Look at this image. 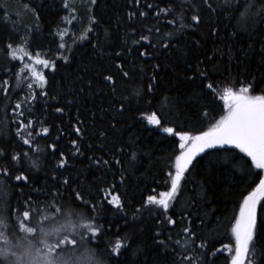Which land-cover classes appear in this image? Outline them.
<instances>
[{"label": "trees", "instance_id": "1", "mask_svg": "<svg viewBox=\"0 0 264 264\" xmlns=\"http://www.w3.org/2000/svg\"><path fill=\"white\" fill-rule=\"evenodd\" d=\"M7 3L0 0V185L7 193L0 211L11 218L9 235L20 237L17 212L53 203L101 227L82 241L100 264H231L232 227L263 177L246 153L234 145L198 152L167 211L147 197L170 190L178 133L199 135L226 115L225 89L264 95V15L256 14L264 0H19L33 19L19 17L16 26L3 15ZM249 4L252 15L241 21ZM69 20L78 30L55 55L57 31ZM20 27L27 49L49 60L41 84L27 66L31 54L13 58ZM153 113L159 124L149 122ZM112 196L121 209L108 203ZM257 224L244 264H264V198ZM1 241H8L4 228Z\"/></svg>", "mask_w": 264, "mask_h": 264}, {"label": "snow or ice", "instance_id": "2", "mask_svg": "<svg viewBox=\"0 0 264 264\" xmlns=\"http://www.w3.org/2000/svg\"><path fill=\"white\" fill-rule=\"evenodd\" d=\"M92 2L95 3V0H92ZM205 2L207 3V0ZM136 3L138 4L139 0H136ZM208 7L211 8V5L209 4ZM252 7L254 5L249 4L244 12L241 13V21L251 17L250 9ZM256 14L264 15V10ZM141 15L143 16L144 13H141ZM192 19L199 22L198 16H193ZM142 39H146V37H142ZM13 58H17L15 52L13 53ZM19 58L22 59L23 57ZM35 63L45 64L47 62L37 59ZM30 70L33 72L34 78L39 79L41 82L44 81L43 76L36 73L34 69ZM127 75V73H124V76ZM105 79L112 81L113 78L108 76ZM29 87L31 88L32 85H29ZM151 87L152 85H149V89ZM207 87L211 89L212 85L209 84ZM224 93L223 99L227 113L216 124L194 137L188 133H178L181 142V152L176 157L175 174L169 173L171 178L170 190L160 192L159 198L157 196H148L147 203L158 205L167 211L170 201L177 198L181 179L185 170L191 164L193 157L198 152H203L206 148L215 145H235L236 148L251 158L257 169H264V95H249L248 88H241L239 92H233L232 89L227 88ZM57 111H60V109H57ZM148 120L153 124L160 123L155 113L149 116ZM43 131L47 133L48 130L43 129ZM76 131L79 132L80 129L77 128ZM164 131L172 133L173 129L165 128ZM23 143L30 144V141L25 139ZM73 144H75V141H73ZM13 159H19V156H14ZM64 163L65 161L62 159L60 165L63 166ZM104 163L107 164V161ZM33 164L35 165V162ZM4 171L6 172L7 170L5 169ZM15 179L17 181H26L27 177L17 176ZM64 183L67 184L68 181L65 180ZM260 198H264V177L260 178L256 188L244 198L239 216L232 227L235 238V255L232 257L231 264H244L245 255L258 229L257 202ZM6 199L7 193L4 191L3 186L0 185V208H2L3 201ZM76 199L81 203H86L84 197L79 193H76ZM108 203L117 209L122 208L119 196H112ZM26 204H30V201L26 202ZM61 214L67 217L63 224L53 225L52 227L45 226L50 219L54 220L56 216ZM32 216H41L42 218L37 221V224L33 225ZM9 219H11L9 215H5L3 211H0V228H7ZM168 223L174 224L175 221L169 219ZM15 224L17 230L25 233L29 238L37 235L41 237L40 243L42 247L37 251L38 253H43L45 264H55L57 257H62V264H100V261L96 259L95 253L90 248H85L79 254L75 253L77 246L84 241L85 234H87L88 240H91L93 237L99 236L102 229L91 218L77 214L72 208L65 209L53 203L46 205L43 212L30 208L22 214L16 213ZM29 224L31 226H27ZM189 231L188 228L184 229V232ZM192 235H195V233H192ZM121 247V242L117 240L113 252L119 255ZM201 247H203V244H201ZM69 248L71 249V254L64 255L68 253ZM6 255V252L0 250V258L6 257Z\"/></svg>", "mask_w": 264, "mask_h": 264}, {"label": "rangeland", "instance_id": "3", "mask_svg": "<svg viewBox=\"0 0 264 264\" xmlns=\"http://www.w3.org/2000/svg\"><path fill=\"white\" fill-rule=\"evenodd\" d=\"M65 2L67 4H75V2L77 4H80V3L84 4L86 0H65ZM29 11L30 10L28 9V7L19 5V0H12V1L10 0V3H7V6H4L3 15L5 14V18L7 19V21L15 25V23H17L16 19L19 17H25V18L29 17L28 19L30 20L33 19V15L31 11L30 12ZM3 15H2V19H4ZM77 26L78 25H72L71 20H69V22L64 28L57 31L59 42L56 45V47L55 45L52 47V48L55 47L54 50L51 51L53 54L64 55V53L66 52V50L68 49L71 43L70 41L72 39V36L75 35L74 33L75 29L78 30ZM23 28L20 27L16 29L15 31L16 34H19V41H21V43L16 42L15 44L11 45L12 53L15 52L16 54H22V53L24 54L28 53V55L31 54L30 57H33L34 59H30V62L27 63V66L32 69L36 66V68H34L35 72L43 76L42 68L50 65L49 60L47 57H44L43 50L37 49L35 51L34 50L30 51L27 49V47L25 46V42H26L25 40L27 39L28 36L26 34V27L24 29ZM22 31L25 32L23 35H21ZM37 59L44 60L47 63L45 64L35 63ZM32 76H33V72H32ZM34 80L36 81L37 84L42 83L39 79L34 78ZM220 118L217 119L214 124H216L220 120ZM66 219L67 217L61 214V215L56 216L54 220L50 219L48 221V224H53L55 222L56 223L55 225H60V224H63ZM35 224H36V219H35ZM27 226H31V225L29 224ZM46 226H49V225H46ZM4 229L7 231L8 241L6 243L4 241L0 242V250H3L4 252H6L7 255L6 257L0 258V264H28L29 260H36L38 257H43V253H38L37 251L38 249L42 247L40 243L41 237L39 235L32 236L29 238L25 233L20 232L19 233L20 237L17 238V237H13L9 235L10 233L14 232V230L9 229V228L8 229L4 228ZM15 229L18 233L19 231L17 230V227ZM85 248L87 247L85 246L83 242H81L75 249V253L79 254ZM68 254H71L70 248L68 250Z\"/></svg>", "mask_w": 264, "mask_h": 264}, {"label": "clouds", "instance_id": "4", "mask_svg": "<svg viewBox=\"0 0 264 264\" xmlns=\"http://www.w3.org/2000/svg\"><path fill=\"white\" fill-rule=\"evenodd\" d=\"M64 255H68V253H65ZM28 264H45V260L43 257H38L36 260H29ZM55 264H62V257H57Z\"/></svg>", "mask_w": 264, "mask_h": 264}, {"label": "bare ground", "instance_id": "5", "mask_svg": "<svg viewBox=\"0 0 264 264\" xmlns=\"http://www.w3.org/2000/svg\"><path fill=\"white\" fill-rule=\"evenodd\" d=\"M9 20V19H8ZM235 146V145H234ZM264 177V176H263Z\"/></svg>", "mask_w": 264, "mask_h": 264}, {"label": "water", "instance_id": "6", "mask_svg": "<svg viewBox=\"0 0 264 264\" xmlns=\"http://www.w3.org/2000/svg\"><path fill=\"white\" fill-rule=\"evenodd\" d=\"M180 155V154H179ZM263 176H264V174H263Z\"/></svg>", "mask_w": 264, "mask_h": 264}]
</instances>
